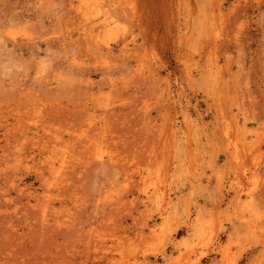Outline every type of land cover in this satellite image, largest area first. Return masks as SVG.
Listing matches in <instances>:
<instances>
[{"label": "rangeland", "instance_id": "rangeland-1", "mask_svg": "<svg viewBox=\"0 0 264 264\" xmlns=\"http://www.w3.org/2000/svg\"><path fill=\"white\" fill-rule=\"evenodd\" d=\"M93 1L0 0V264H264V0Z\"/></svg>", "mask_w": 264, "mask_h": 264}, {"label": "bare ground", "instance_id": "bare-ground-1", "mask_svg": "<svg viewBox=\"0 0 264 264\" xmlns=\"http://www.w3.org/2000/svg\"><path fill=\"white\" fill-rule=\"evenodd\" d=\"M113 2V1H112ZM91 4H93V6H95V1H89V0H82V3H80V6H78V7H76V6H74V8L73 7H71V8H73L75 11H72V12H75L76 13V15H77V13H82V9H84L83 7H84V5H86V6H88V5H90L91 6ZM115 4H117V2L115 3ZM71 5V4H70ZM74 5V4H73ZM118 5V4H117ZM116 5V6H117ZM102 5L100 4V7H101ZM76 7V8H75ZM107 7H110V6H107ZM111 9V8H110ZM91 12V11H90ZM107 16V15H106ZM100 17V16H99ZM109 17V16H108ZM85 18V17H84ZM93 19V18H92ZM85 20V19H84ZM91 20V19H90ZM107 20V19H106ZM82 21V20H81ZM71 22V21H70ZM83 22V21H82ZM89 22V21H88ZM95 21H93V23H94ZM75 23V22H74ZM83 23H85V21L83 22ZM90 23V22H89ZM71 24V23H70ZM84 26H86L85 24H83ZM79 26V25H78ZM90 26V25H89ZM96 25L94 24L93 25V28L95 27ZM102 26H104V25H102ZM92 27V26H91ZM97 27V26H96ZM90 29V31H91V29L92 28H88V30ZM80 30H81V28H80ZM83 30H87V28H84ZM68 32V31H67ZM92 32V31H91ZM70 33V32H69ZM87 33V32H86ZM90 33V32H89ZM91 34V33H90ZM93 34V33H92ZM67 35H69V34H67ZM90 36V35H89ZM127 44V43H126ZM108 48V47H107ZM101 49V48H100ZM107 52V51H106ZM108 54V53H107ZM76 59V58H75ZM43 62V61H42ZM103 126V125H102ZM53 143V142H52ZM48 145H50V144H48ZM51 146V145H50ZM52 147V146H51ZM44 148L46 149V147L44 146ZM43 152V151H42ZM46 152V151H45ZM100 153V152H99ZM100 155V154H99ZM66 158V157H65ZM114 158V157H113ZM112 158V159H113ZM104 159V158H103ZM102 159V160H103ZM109 161V160H108ZM52 164H54L53 162H51ZM51 164V165H52ZM104 164V163H103ZM108 164V163H107ZM111 164V163H110ZM51 168V167H50ZM42 173V172H41ZM41 173H40V176H41ZM44 174V173H43ZM43 176V175H42ZM45 176V175H44Z\"/></svg>", "mask_w": 264, "mask_h": 264}]
</instances>
